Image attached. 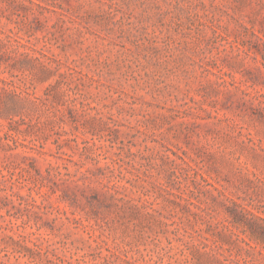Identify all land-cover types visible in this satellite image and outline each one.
I'll list each match as a JSON object with an SVG mask.
<instances>
[{"label": "rangeland", "instance_id": "rangeland-1", "mask_svg": "<svg viewBox=\"0 0 264 264\" xmlns=\"http://www.w3.org/2000/svg\"><path fill=\"white\" fill-rule=\"evenodd\" d=\"M0 264H264V0H0Z\"/></svg>", "mask_w": 264, "mask_h": 264}]
</instances>
